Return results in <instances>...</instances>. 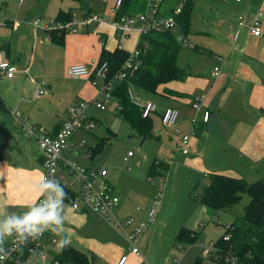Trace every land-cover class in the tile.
Listing matches in <instances>:
<instances>
[{"label": "crops", "instance_id": "obj_1", "mask_svg": "<svg viewBox=\"0 0 264 264\" xmlns=\"http://www.w3.org/2000/svg\"><path fill=\"white\" fill-rule=\"evenodd\" d=\"M88 1L89 4L85 9L79 6L82 9L81 17L89 12L98 13L104 16V22L91 23L86 27H81L78 33L69 32L65 36L64 46L52 43L46 31V39L43 45L45 50L40 53L34 46L31 47V50L27 46L20 50L13 40H3L0 43V47L2 45L6 46L9 56L18 67V72L14 79L9 80L5 77H0V94L7 106L6 110H0V201H6L7 204L12 205V210L26 211V206L32 205L37 201L42 171L37 142L16 127L13 112L16 110L20 111L32 122L42 125L37 115L39 105L36 103L42 98H34L35 91L37 85L46 84L43 80L50 75L56 64L62 68L64 75L69 77L67 69L73 64L85 63L94 67L95 63L99 62L103 47L110 51L119 47L130 52L136 48L140 41V35L137 31L121 34L109 25L108 21L114 15L113 9L117 0H105L107 6L103 8L96 6L97 0ZM73 2L80 3V1ZM0 3H4L3 0ZM176 5L166 0L163 4L164 14H169L170 10ZM73 8L75 7L59 8L57 13L59 10H71L75 18ZM259 8L264 9V0H233L228 6L226 21L222 19L220 22L225 32L224 37L221 38V44H223L226 52V57L223 58L228 61L225 62V60L219 67L220 72L217 76L214 75V68L218 66L213 68L210 78L203 76L189 77V70L185 80L174 81L167 85L170 90L185 94L187 97H174L165 94L166 100L183 104L187 107H192L191 102L193 100H199L202 109L210 111V117L206 123L198 120L199 130H197L196 135L192 137L190 142V153L193 155L186 158L189 169L196 174H204V178H208L207 175L211 173H222L239 177L249 182L264 177V20L262 26L263 35L261 37H253L248 33L246 27H238L239 15L246 14L247 19H250ZM12 25L14 31L20 30L21 25L19 22L16 21ZM236 32H239V37L234 40L233 35ZM188 35L187 38L189 40ZM38 64L41 65L39 70ZM39 78H41V81L36 80ZM74 79L78 80V85L67 90L68 93L73 94L74 97L76 96L71 103L77 99H80L78 101H90L96 97L97 90L92 84L95 79L93 75L88 78ZM194 84L198 85V87L194 86ZM162 91L163 89L160 88L159 95H163L161 94ZM145 94L150 96L157 95ZM52 95L53 93L49 94L50 97ZM141 95L142 93H137L139 98ZM154 98L148 97L143 101L156 103ZM113 99L115 98L113 97ZM32 103L36 104L32 106ZM175 103H172V105H176ZM166 107L174 106L166 105L161 110L158 106L155 114L158 115L159 120L162 111ZM196 116L199 117L200 114L196 112ZM65 118L66 115L57 123L55 128L57 126L60 127ZM93 119L98 125L99 121L95 118ZM192 119L188 120L183 116L177 127L170 133L165 134V136L178 146L180 134H189L192 131ZM79 132L84 133V131ZM156 139H162L161 135L156 136ZM78 145H81V141L78 142ZM64 156L73 162H75V157L85 160L91 159L88 156V149L84 152L76 148L70 154L66 153ZM157 159L162 160L169 166V163L162 157ZM81 166L94 169L90 163L87 165L81 164ZM101 166L105 165L101 164ZM108 179L115 193L119 196L111 178L108 177ZM150 179L147 177V180ZM192 179L194 180V177H190V182H192ZM122 194L126 195V192H122ZM153 197L152 195H143L141 197V205L145 207L142 209L140 206H133L129 202V198L122 201L119 196L120 203L116 209V214L120 217L132 218L135 221L145 220L149 209L146 206L150 205ZM243 198L244 194L241 200ZM4 215V209L0 208V217ZM68 223L71 227V245L81 251L86 249L83 252L94 257L92 264H98L99 257L103 259L101 264H118L123 255H128L125 264H141L144 259L142 249H144L150 239L152 225H149L142 237L140 244H143V246L140 245V253L132 254L129 252L128 245L124 244L126 240L119 231L108 222L118 235H106V231L104 232V228L100 224L102 223L101 219H98L93 214L77 213L70 210ZM215 223L216 225H222L219 220ZM200 225L203 226L202 228L205 227L203 223H200ZM181 227L198 230L197 223L194 226L184 223L176 229L173 234L174 239ZM49 235H53L57 240L52 245L53 249L60 237L50 231ZM12 241V239H9L3 245V248ZM211 241H214V239H211ZM52 249L51 253L53 255L60 252L56 253ZM27 264H40V261L36 257H31Z\"/></svg>", "mask_w": 264, "mask_h": 264}, {"label": "rangeland", "instance_id": "obj_2", "mask_svg": "<svg viewBox=\"0 0 264 264\" xmlns=\"http://www.w3.org/2000/svg\"><path fill=\"white\" fill-rule=\"evenodd\" d=\"M167 1L174 5L178 2L177 0ZM232 1L194 0L188 32L190 44L182 46L177 58L178 66L187 72L190 70L189 77L210 78L213 68L220 67L226 60L225 58L221 62L218 58L226 57L224 46L221 44V38L224 37L225 32L220 22L222 19L226 21L227 8ZM3 2L0 3V43L3 40H13L18 49L21 50L27 46L31 50V47L34 46L39 53L45 50L43 45L46 35L43 29L33 27L30 24L31 21L38 17L50 21L55 18L59 8L67 9L69 6L75 7L73 8L75 18H78L82 16V9L79 6L85 9L89 4L88 0H80L79 4L72 0H3ZM96 6L106 7L107 2L97 0ZM13 21L20 23L19 31H14L12 24L15 22ZM40 67L41 65L38 66V70ZM61 69L56 64L50 75L44 78L43 82L46 84H42L41 87L43 89L45 87V92L40 96L42 100L36 102L39 105L37 108L38 118L42 122V126L50 131L65 117L68 108L80 100L77 99L71 103L76 96L74 97L67 90L78 85L79 82L74 78L66 77ZM36 80L41 81V78ZM194 86L198 87L196 84ZM129 88L136 97H138L137 93H142L140 97L142 101L148 97H155L160 110L166 105L179 109V122L183 116L189 120L196 114V110L192 107L166 100L167 97L164 95L150 96L134 84L129 85ZM62 91L63 93H61ZM52 93L53 95L50 97L49 94ZM36 103H32V106ZM172 103L176 105H172ZM116 108L117 102L113 98L104 109L92 103L88 104L84 111L85 114L92 119H97L99 124L88 133H76L68 142V148L64 154H70L76 148L85 152L93 147L99 138L109 139L93 159L85 160L75 157V162L80 165L90 163L93 168H97L101 164L105 165L109 172L108 177L114 183L122 201L129 198V202L133 206H140L144 209L145 207L141 205V197L152 195L154 196L153 200L150 201L149 206H146L150 208L154 205L159 193H162L156 219L150 224L152 225V227L150 226V239L142 249L144 259L141 264H214L212 259L204 254L205 246H208L211 239L216 240L218 235L220 236V233L225 231L229 222H233L243 214V206L250 200L249 196L244 194L243 200L232 210H213L200 204L194 199V193L201 192L208 186V178H204L202 173L192 172L186 163V158L193 154H182L178 151L177 145L165 136L173 129L165 128L158 115L153 114L151 116L153 137L143 140L127 122L116 115ZM159 135L162 139L157 140L156 136ZM83 139L86 143L78 145V142ZM128 152H131L132 156H129ZM88 156H90L89 152ZM160 157L170 166L166 178L147 180L150 164L155 158ZM190 177H194L192 182H190ZM122 192H126V195H123ZM217 220L222 224L221 226L216 225ZM101 221L100 224L103 226L104 232L106 231V235H118L108 222L109 225L103 219ZM184 223L190 224V226L197 223L200 237L196 244H183L180 248L181 244L175 242L173 234ZM200 223H203L205 227L202 228ZM59 241L53 246V249L51 248L56 253L62 248ZM124 244L126 245L127 242L125 241ZM140 245L143 246V244ZM84 250L86 249L82 251ZM171 252L174 255H171ZM175 257L178 258V263L173 262L172 259ZM102 261L103 259L99 257L98 264H101Z\"/></svg>", "mask_w": 264, "mask_h": 264}, {"label": "built area", "instance_id": "obj_3", "mask_svg": "<svg viewBox=\"0 0 264 264\" xmlns=\"http://www.w3.org/2000/svg\"><path fill=\"white\" fill-rule=\"evenodd\" d=\"M121 1L117 0L116 6L113 9L114 15L108 21L109 25L116 32L124 34L137 31L140 35L139 42H142V36L153 32L171 31L175 34L177 41L182 46H188L190 44L187 35L182 31L178 22V16L182 13L186 0H180L169 14H164L163 12L164 0H148L147 8L144 12L117 16ZM104 20L105 18L101 14L89 13L86 16L74 18L68 23L55 22L54 19L45 21L38 17L31 21L30 24L46 32L54 28H60L67 32L78 33L81 27H86L91 23H103ZM263 20L264 9L259 8L253 13L250 19H247L246 14L239 15L238 27H246L251 36L261 37L263 35ZM238 37L239 32H236L233 35V39L236 40ZM147 47V43L143 42L142 48L136 46L135 49L130 51V55L123 67L110 81L107 80L108 68L106 63L99 65V62H96L94 67L85 63H76L68 67L67 74L71 78H88L95 74V79L92 81V84L96 87L97 95L90 101L81 100L73 106H70L67 110L66 118L56 131H48L42 125L32 122L20 111L16 110L13 112L16 127L37 142L42 167L41 181L45 177L55 178L59 181L65 192H70L75 195L72 201H76L78 207L74 212L93 214L99 219L111 223L126 240L129 252L132 254L140 253V241L149 225L156 219L162 193H159L154 201V205L148 209L145 220L135 221L132 218L120 217L116 214L120 198L115 193L108 179V169L105 166L94 169L83 167L66 159L64 151L68 148V142L76 133L79 131L90 132L97 126V122L84 112L87 105L92 103L101 109L107 107L113 98L112 90L115 83L128 78L134 73L139 65L138 56ZM218 58L221 62L224 61L223 57ZM17 72L18 67L9 56L7 49L0 47V77L11 80L14 79ZM219 72L220 68L215 67L214 75L217 76ZM44 92L41 85H37L35 97H40ZM129 94L132 101L141 108L143 117H151L157 112L158 106L155 102L140 100L139 97L134 96L130 89ZM191 106L200 116H194L192 119L193 128L189 134H180L179 136L178 151L184 155L190 153V142L198 130V120L206 123L210 117V111L208 109H202L199 100H193ZM179 118L180 111L175 107H166L160 115L161 124L169 129L177 127ZM85 143L86 141L83 139L81 145ZM128 155L130 156L132 153L129 152ZM164 178L166 177H160L158 179L162 180ZM56 241L53 235H49V231L44 232L35 239L30 238L24 244L19 243V241H12L4 247V252L0 253V257H3L0 259V264H10L12 259H15L17 264H27L31 257H36L40 261V264H63L56 260L55 256L51 253L52 245ZM23 249L28 250L30 254L26 262H21L17 259L18 254ZM204 254L210 257L214 264H220L214 241H210L208 246H205ZM171 255H174V253L171 252ZM127 258L128 255H123L118 264H125ZM172 260L178 263L177 257ZM224 260L227 264H237L236 258L232 256Z\"/></svg>", "mask_w": 264, "mask_h": 264}, {"label": "trees", "instance_id": "obj_4", "mask_svg": "<svg viewBox=\"0 0 264 264\" xmlns=\"http://www.w3.org/2000/svg\"><path fill=\"white\" fill-rule=\"evenodd\" d=\"M147 1L122 0L117 16L144 12L147 8ZM193 5L194 0H186L184 9L178 16L179 26L186 35L190 28ZM174 8L175 6L170 10V13ZM73 19L74 15L71 10H59L54 18L55 22L60 23H68ZM46 33L52 43L64 46L65 36L69 32L54 28ZM141 41L137 47L142 48L143 42H146L148 47L138 56L139 65L137 69L128 78L115 83L112 94L117 101L116 115L127 122L138 136L144 140L153 137L152 119L151 117H143L141 108L132 101L129 94V85L134 84L146 93L159 94V89L162 88L161 94L163 95L187 97L185 94L170 90L167 85L174 81L185 80L188 73L177 64L182 45L177 41L174 33L171 31L153 32L142 36ZM1 48L6 49V46L2 45ZM129 55V51L119 47L112 51L105 47L102 48L99 65L107 64L108 81L112 80L121 70ZM93 77L95 78V74ZM6 109L5 101L0 94V110ZM58 128L59 126L54 131ZM107 140L109 139L99 138L96 144L88 149L91 159L102 149ZM168 171L169 166L162 160L155 158L150 164L147 174L151 179H158L165 177ZM208 180L209 183L206 188L201 192L194 193V199L207 208L230 210L240 203L243 194H247L250 198L244 206L243 214L228 224L225 231L214 240L220 264H227L224 259L229 256L235 257L237 264H264V177L249 182L239 177L211 173L208 175ZM66 193L69 199L65 202L71 203L75 195L70 192ZM199 237V231L181 227L175 236V242L181 244V246L183 244L194 245L198 242ZM29 256L28 250L23 249L18 254L17 259L26 262ZM54 256L56 260L63 264H92L94 260L92 255H88L72 245L62 247L60 252ZM10 264L17 263L15 259H12Z\"/></svg>", "mask_w": 264, "mask_h": 264}, {"label": "clouds", "instance_id": "obj_5", "mask_svg": "<svg viewBox=\"0 0 264 264\" xmlns=\"http://www.w3.org/2000/svg\"><path fill=\"white\" fill-rule=\"evenodd\" d=\"M68 199L59 181L45 177L39 182L37 202L26 206V211L12 210V205L0 201V208L5 211V215L0 217V253L4 252L3 245L9 239L24 244L46 231L60 237L61 247L70 246L72 238L68 214L70 210L75 211L78 204L76 201L66 203Z\"/></svg>", "mask_w": 264, "mask_h": 264}]
</instances>
